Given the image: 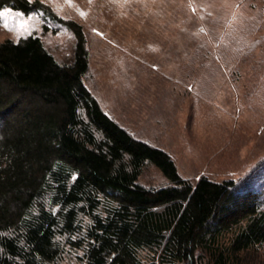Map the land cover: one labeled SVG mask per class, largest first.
I'll return each mask as SVG.
<instances>
[{"label": "trees", "instance_id": "trees-1", "mask_svg": "<svg viewBox=\"0 0 264 264\" xmlns=\"http://www.w3.org/2000/svg\"><path fill=\"white\" fill-rule=\"evenodd\" d=\"M72 33L59 62L36 35L0 43V264H256L263 193L245 181L180 176L86 87L83 27L40 0H0ZM1 22V19H0ZM156 167L168 184L139 180Z\"/></svg>", "mask_w": 264, "mask_h": 264}, {"label": "rangeland", "instance_id": "rangeland-1", "mask_svg": "<svg viewBox=\"0 0 264 264\" xmlns=\"http://www.w3.org/2000/svg\"><path fill=\"white\" fill-rule=\"evenodd\" d=\"M40 1L83 27L85 85L120 126L167 152L184 179L245 181L264 199V0ZM2 12L0 43L36 35L73 61L70 31ZM139 182L168 184L154 166Z\"/></svg>", "mask_w": 264, "mask_h": 264}, {"label": "snow or ice", "instance_id": "snow-or-ice-1", "mask_svg": "<svg viewBox=\"0 0 264 264\" xmlns=\"http://www.w3.org/2000/svg\"><path fill=\"white\" fill-rule=\"evenodd\" d=\"M6 15V13H4V12H0V19H3V17ZM4 27H8V25L5 23L4 24ZM9 30H11V29H9Z\"/></svg>", "mask_w": 264, "mask_h": 264}]
</instances>
